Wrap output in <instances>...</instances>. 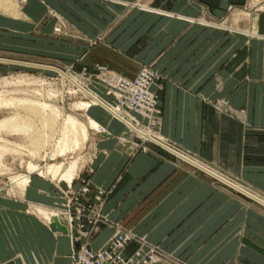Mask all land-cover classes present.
I'll use <instances>...</instances> for the list:
<instances>
[{"label": "crops", "instance_id": "1", "mask_svg": "<svg viewBox=\"0 0 264 264\" xmlns=\"http://www.w3.org/2000/svg\"><path fill=\"white\" fill-rule=\"evenodd\" d=\"M147 1L155 2L142 5L166 13L136 10L126 20L134 60L125 66L113 60L109 66L123 65L122 72L133 74L153 62L166 76L161 88L152 85L160 107L150 128L154 140L136 144L134 132L113 122L95 141L88 180L92 190L106 191L102 211L110 221L82 238L100 247L116 222L149 243L188 254L194 264H237L236 253L264 264V15L256 13L243 24L249 30L235 32L186 19L204 7L223 16L231 0ZM97 16L82 25L109 23ZM102 51L89 50L84 58H102ZM25 193L36 204L61 199L52 181L37 174ZM23 201L20 195H0V264H69L68 234L24 211ZM244 216L252 227L241 226ZM136 245L129 243L126 254Z\"/></svg>", "mask_w": 264, "mask_h": 264}, {"label": "rangeland", "instance_id": "2", "mask_svg": "<svg viewBox=\"0 0 264 264\" xmlns=\"http://www.w3.org/2000/svg\"><path fill=\"white\" fill-rule=\"evenodd\" d=\"M156 1L168 3L172 0ZM154 2L155 1L146 2V0H0V59L6 58V60H0V81L2 82L13 79L12 82H15L19 77L33 78L35 81L24 79L18 83H9L6 87L4 85V88H8L9 90L19 89L25 92H27V90L32 91L43 88L45 91L57 95L51 97L50 100L57 104L62 114H73L80 121L86 123L85 121H87V119L84 109L74 108V104L82 100L86 101L88 98L80 92H74L73 86H70V84L62 80L58 72L48 70L44 67H36L11 61L19 60L57 67L62 71L71 73L90 91L98 94L108 103L113 104L112 95L106 94L105 78L111 71H117L124 75H131L125 74L121 69H123V65H128L126 63L134 60L132 57L133 48L130 47L128 49L127 47V29L129 25L126 24V20L136 12V10L143 9L147 11L148 6L146 7L142 4L153 6ZM108 3L109 5L110 3L116 5V7L119 8L118 11L109 8ZM29 5H32L35 8L33 13L29 12ZM3 7H7V9L11 8V10H4ZM14 12L17 14L13 15L12 13ZM256 13L258 15H264V0H231V4L228 5L223 16L216 17L208 11L207 7H204V9L200 10L199 15H195L194 17L198 19L200 18L204 21L208 20L207 22H212L216 27H225L229 30L239 29L238 31L241 32L240 29L249 30V27L244 25H248L250 18ZM97 15L102 16L103 21H108L109 23L105 25L98 24L95 26H89L87 24H84L85 26L82 25V21H89L92 23L94 18L99 17ZM194 17L187 18L196 19ZM79 23L81 24L79 25ZM239 24H241V26ZM90 28L93 30H90ZM95 28L98 30L97 32L95 31ZM91 31L96 33L90 34ZM98 48L99 52L102 49L105 50L102 51L104 53L102 58L95 59L90 56L89 59L87 56L88 60H85L84 57L86 52L89 50L92 51V49L98 50ZM116 50L119 53H117ZM113 60L120 62L123 65L115 66L116 68L109 66V61L111 62ZM143 65L152 67L156 71L157 75L154 82L159 88H161L166 76L155 68L153 62L143 63L140 67ZM140 67H138L137 70H139ZM137 70L135 72H137ZM1 82L0 86L2 87H0V89H3V84ZM28 82L30 83L28 84ZM155 92L157 96L156 107L159 112L150 120L144 118L146 120L143 121V118L140 117L141 119L137 124L140 128L149 131H151L150 128L152 129L151 126L156 123L160 113L158 93L157 91ZM29 93L22 94L20 91L16 95L32 97ZM105 94L107 98L105 97ZM12 111L13 109L11 108H0V118L10 114ZM125 114L129 115L127 113ZM105 132L107 131L89 127L88 136L82 142L81 146L75 151L67 153L65 157L57 156V161L32 154L28 151L30 148H24L20 150L21 152L5 153L2 159L3 168L0 167V195L13 197L16 195L22 196L25 205L23 208L24 211L30 213L33 212L37 215L36 206H40L43 210L53 212L57 215H64L63 221L65 220V222L67 218L64 212H66V214L70 213L73 218L71 224L72 227L77 226L79 228V223H82L83 229L90 228L93 220H95L94 216H97L98 218L94 221L93 229L88 231L89 233H93L97 227L110 221L102 211V204L106 191L97 187L92 190L91 183L88 180V174L92 170L90 167V161L93 156L95 141ZM125 132L132 131L125 128ZM134 136L136 144L145 140L136 132H134ZM0 139L28 145V141H24L21 137H18L15 134L11 135L1 132ZM47 150L46 152H48ZM41 153H43V151H41ZM75 159L78 160L80 167L71 182L58 178L52 179L49 175H40L43 178L45 177L52 181L55 190L59 191L61 199L55 201L56 204H49L43 201L38 202V204L33 203L37 201L27 198L25 190L23 191L24 193H19L21 190L16 187L14 182H12L11 176L13 177L20 174L28 175L26 168L28 162L36 163L41 166L53 162H64V165H67L69 161ZM32 174L39 175L37 172H33L29 174L30 179ZM75 180L79 181L77 185H74ZM215 185L216 187H219L221 184L215 181ZM83 187H87V191L84 192L82 190ZM228 193L230 197L240 200L239 196L233 192L229 191ZM242 203L254 207L244 199H242ZM78 207L81 209L79 217L77 216L79 214L77 212ZM220 207V204H216L215 206L217 210ZM92 214L94 215L93 217L91 216ZM234 215L235 214L232 213L231 218H233ZM38 216L45 223L47 222L48 225L52 226L51 222L46 221L42 215ZM54 218L57 219L58 223H61L59 222V217L53 216L51 221L54 224H56ZM250 220L251 219L245 218L244 216V218L240 220L241 226L252 227ZM65 222H62L63 228L60 229L70 235V233L64 229L69 225L68 222L66 224ZM114 225L115 230L108 240L118 230H128L134 235L122 248V251L126 256H131L138 250L142 253L145 252V255L147 256L148 251L154 249L153 252L156 254V260L151 264H194L189 260L190 256L188 254L181 256L178 251L176 252L172 249L161 247L158 243H149L143 235L135 234L130 228H127L122 224L115 222ZM56 226L57 230L60 231L58 225ZM242 229L243 227L238 230L241 231ZM238 230L236 231L237 235L240 233ZM88 232L85 234V237H89L90 234H88ZM75 235H78V233ZM132 241H136L137 245L132 252L126 254L127 246ZM105 243L103 245H105ZM74 247H76V249L78 248L76 242ZM182 252L187 253L189 251L185 250ZM193 252L195 251H192L191 253ZM234 257L238 258L236 260L237 264H255L250 259H246L247 256L243 254H234L232 260Z\"/></svg>", "mask_w": 264, "mask_h": 264}, {"label": "bare ground", "instance_id": "3", "mask_svg": "<svg viewBox=\"0 0 264 264\" xmlns=\"http://www.w3.org/2000/svg\"><path fill=\"white\" fill-rule=\"evenodd\" d=\"M5 9L11 10V8L7 9V7L4 8V10ZM147 11L156 12V13H166L149 8H147ZM12 14L16 15L17 13L14 12ZM186 19L188 21H198L206 25L216 26L213 23H209L201 19H192V18L191 19L186 18ZM238 30L239 29H231V31L239 32ZM0 60H6V59H0ZM11 62L33 65L36 67H44L48 70H54L58 72L62 80L66 81L68 84H70V86H73L74 92H80L83 95H85L86 98H88V100L86 101L82 100L77 103L75 102L76 104H74V108L84 109V113L87 121H85L86 123H83L73 114H69V113L62 114L57 104H55V102H52L50 100L51 97L57 95L49 93L48 91H45V89L43 88L38 90L35 89L32 91L27 90L28 93L30 92L29 95L32 97H26L25 95L24 96L16 95L20 91L22 94H28L23 90H19V89L9 90L8 88H4V85L6 87V85H8L9 83H15V82L18 83L19 81L24 79H30L31 81L32 80L35 81L33 78L19 77L18 79L15 80V82H12L13 79L2 82L0 81L3 84V89L2 88L0 89V108L4 107V108L13 109V111L10 114L0 118V133L4 132L11 135L15 134L18 137H21L24 141H28V145H26L24 143H18V142L16 143L5 139H0L1 168H3L2 159L5 153L21 152L20 150L24 148L27 149L30 148L28 150L29 152L35 155H40L42 158H46V159L49 158L51 160L53 159L56 160L57 156L65 157L67 153L73 152L81 146L82 142L88 136L89 127L93 129H102L105 131H111L113 129L112 127L113 122L115 123L117 122V124L122 123L123 130H125V128H128L132 132H136L138 133V135L140 134L144 139L154 140L151 131L142 129L137 125L139 123V120L141 119L139 116L134 115L133 113H127L130 116L126 115L125 114L126 112L122 108H120V106L112 102L115 105L114 106L113 104L108 103L104 98H102L98 94L90 91L86 86L82 84L80 80L76 79L75 76L72 75L71 73L62 71L57 67L33 63V62H23V61H11ZM140 68L139 70H137V72L125 76L128 78L134 77L135 75L138 74ZM29 83L30 82H28V84ZM46 150L48 152H46ZM41 151H43V153H41ZM187 159L189 160V158ZM79 167L80 166L78 164L77 159L69 161L67 165H64V162H53V163H46L45 165L41 166L36 163L28 162L26 164L28 175L20 174V175H15L13 177L11 176V178H12V182L15 183L16 187H18L21 190V192H23L30 182L29 174L33 172H37L39 175H49L52 177V179L58 178L71 182L75 174L78 172ZM223 181L231 185L233 188L235 187L236 189H241L238 187V185L236 186L227 180L223 179ZM237 194L242 196L241 194L238 193V191ZM249 201H253L257 204H260V202H257L254 199H251ZM36 211L38 215H42L46 221H49L51 222L52 225H54L55 231L57 230V226H56L57 224H54L51 221L53 216L59 217V222H61L59 223L60 225L63 226L62 222H65V220L63 221L64 215L63 216L59 214L57 215L54 214L53 212L45 211L40 206H36ZM62 211L64 212L63 209ZM64 213L67 218L65 222L66 224L71 215L70 213L69 214H66V212ZM64 229H66V231L70 233V235L69 234L68 235L71 238V243H72V232L68 229V227ZM59 230L63 231L60 228ZM72 250H73V243L71 247V252Z\"/></svg>", "mask_w": 264, "mask_h": 264}, {"label": "built area", "instance_id": "4", "mask_svg": "<svg viewBox=\"0 0 264 264\" xmlns=\"http://www.w3.org/2000/svg\"><path fill=\"white\" fill-rule=\"evenodd\" d=\"M156 71L149 66L143 65L137 75L132 78L126 77L124 74L111 71L105 78L106 94L112 95L113 103L117 104L126 113H133L142 118L150 120L155 116L159 110L156 107L157 96L152 85L156 84ZM137 120V119H136ZM87 187L82 190L87 191ZM80 207L77 208L80 216ZM71 215V214H70ZM94 216L93 214L91 215ZM92 226L83 229V224L79 223L77 226L72 227V216L68 219V229L72 232L73 250L70 255L69 264H151L156 260L154 249L145 252L136 251L131 256L124 255L122 248L133 237V233L128 230H118L113 236L105 243V245L93 248L82 237L88 231L93 229L94 221L97 216H94ZM82 230V231H81ZM78 233V235H75ZM77 244V249L74 244Z\"/></svg>", "mask_w": 264, "mask_h": 264}, {"label": "water", "instance_id": "5", "mask_svg": "<svg viewBox=\"0 0 264 264\" xmlns=\"http://www.w3.org/2000/svg\"><path fill=\"white\" fill-rule=\"evenodd\" d=\"M238 193L239 194H241L243 197H245L246 199H249V200H251L252 199V197L250 196V195H248V194H245V193H243L242 191H238ZM255 200V199H254ZM257 201V200H256ZM264 204V203H263ZM54 220H55V222H56V224L58 225V227L59 228H63V226L62 225H60L59 223H58V221H57V219L56 218H54Z\"/></svg>", "mask_w": 264, "mask_h": 264}]
</instances>
